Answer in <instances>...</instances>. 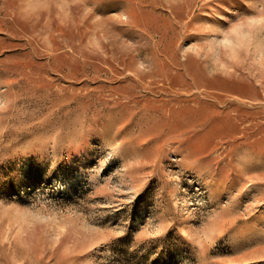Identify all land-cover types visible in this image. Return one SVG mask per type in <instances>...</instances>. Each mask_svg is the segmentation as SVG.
<instances>
[{
    "label": "rangeland",
    "instance_id": "obj_1",
    "mask_svg": "<svg viewBox=\"0 0 264 264\" xmlns=\"http://www.w3.org/2000/svg\"><path fill=\"white\" fill-rule=\"evenodd\" d=\"M0 264H264V0H0Z\"/></svg>",
    "mask_w": 264,
    "mask_h": 264
}]
</instances>
